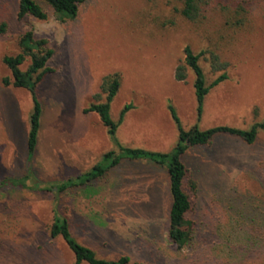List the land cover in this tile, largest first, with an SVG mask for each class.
<instances>
[{
    "label": "rangeland",
    "instance_id": "obj_1",
    "mask_svg": "<svg viewBox=\"0 0 264 264\" xmlns=\"http://www.w3.org/2000/svg\"><path fill=\"white\" fill-rule=\"evenodd\" d=\"M222 0L196 23L181 15L182 0H87L75 20L19 21V0H0V264H75L62 238L52 239L55 211L69 216L71 231L100 259L127 256L132 264H264V133L255 145L219 136L190 149L183 161L197 184L191 246L178 250L168 238L171 194L168 173L148 162H124L94 189L56 196L49 184L77 178L114 150L96 114L83 111L108 76L119 74L111 116L128 148L169 153L179 131L228 126L250 129L264 121V0ZM4 28V29H3ZM3 29V32L1 31ZM33 30L56 50L54 70L39 86L43 105L39 144L29 159L27 139L33 102L4 64L17 56ZM190 47L201 55L207 85L221 73L211 54L229 64V79L207 96L198 120L195 75L175 79ZM30 66L28 60L22 70ZM101 101H105L102 95Z\"/></svg>",
    "mask_w": 264,
    "mask_h": 264
},
{
    "label": "trees",
    "instance_id": "obj_2",
    "mask_svg": "<svg viewBox=\"0 0 264 264\" xmlns=\"http://www.w3.org/2000/svg\"><path fill=\"white\" fill-rule=\"evenodd\" d=\"M87 0H19L18 19L23 21L27 17H33L40 21L48 19V13L43 6L53 10L60 21L75 20L78 17L80 7ZM183 8L181 15L188 21L196 23L203 19L209 10L221 7L222 0H182ZM243 0L240 9L245 10ZM4 29V28H3ZM3 29L1 30L3 32ZM20 53L17 56H7L4 64L11 72L12 80L5 79L6 86H14L18 89L27 90L33 102V110L30 115V129L27 139L29 159L32 160L39 144V134L42 127L43 105L39 97V86L44 79L54 72L49 67L50 61L55 57L56 50L47 39H39L33 30L27 31L20 40ZM184 62L175 72V79L183 82L187 78V69H191L195 75V96L197 100L198 120L201 121L204 105L211 90L229 79L227 70L229 64L220 61L219 57L211 54V67L220 76L211 84L207 85V77L200 64L201 55H196L190 47L184 51ZM30 60L27 70L22 66ZM121 88V77L119 74L108 76L104 79L101 91L96 96L98 102L92 103L83 113L85 115L96 114L103 126L107 129L114 150L105 154L102 160L90 171L77 178L66 179L60 183H51L45 191L56 196L66 194L75 189L92 191L95 183L105 179L114 170L120 168L124 162H148L168 173L169 188L171 194V207L169 213V241L178 250H184L191 246L193 241L192 232L194 222L190 219L195 211L194 195L197 184L193 180L190 170L185 165L183 158L192 148L208 147L213 144L219 136H231L242 140L247 145H255L258 142L259 134L264 133V121L253 125L250 129H238L228 126L215 127L202 131L195 126L185 130L178 112L172 103L168 109L172 120L179 131V142L169 153L149 152L143 149H134L123 146L117 139V132L122 125L125 116L134 109L133 105H126L121 112L120 119L115 122L111 116L112 103L117 97ZM105 96V101L101 97ZM52 239L62 238L75 257V264H132L127 256L120 257L115 261L100 259L90 248L82 245L74 237L71 231L69 216H63L55 211L53 224L50 227Z\"/></svg>",
    "mask_w": 264,
    "mask_h": 264
}]
</instances>
